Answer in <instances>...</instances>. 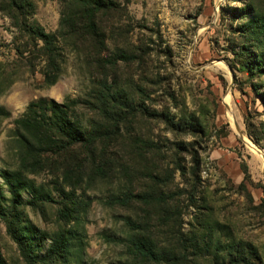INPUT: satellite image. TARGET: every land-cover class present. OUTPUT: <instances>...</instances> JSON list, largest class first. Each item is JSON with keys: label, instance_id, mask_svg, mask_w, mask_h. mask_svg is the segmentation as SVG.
Here are the masks:
<instances>
[{"label": "rangeland", "instance_id": "obj_1", "mask_svg": "<svg viewBox=\"0 0 264 264\" xmlns=\"http://www.w3.org/2000/svg\"><path fill=\"white\" fill-rule=\"evenodd\" d=\"M112 1L119 7L101 18L105 45L59 40L61 71L48 86L47 55L29 31L56 34L70 0H0V264H27L12 226L25 228L38 259L59 235L73 244L71 264H119L127 217L156 248H188V264H264V0ZM121 48L128 60L108 64ZM104 78L129 97L99 152L106 173L87 165L79 187L62 189L52 152L24 162L15 119L41 98L96 104ZM76 113L81 124L100 120L89 108ZM75 151L90 161L87 149ZM3 171H18L26 186L15 197ZM119 194L129 202L109 204Z\"/></svg>", "mask_w": 264, "mask_h": 264}, {"label": "trees", "instance_id": "obj_2", "mask_svg": "<svg viewBox=\"0 0 264 264\" xmlns=\"http://www.w3.org/2000/svg\"><path fill=\"white\" fill-rule=\"evenodd\" d=\"M71 11L63 12L59 28L55 33H47L41 27L31 28L30 35L42 42V49L47 55L46 68L44 71V82L46 85H53L61 71L62 54L59 49V40L66 42L67 38L73 37L81 41L94 40V44L105 45V35L101 26V18L104 11L113 10L119 5L112 0H70ZM112 37V36H111ZM110 37V38H111ZM73 45V44H71ZM92 45V44H91ZM125 47V46H124ZM119 53H112L107 60L108 64H116L119 59L128 60V50L119 49ZM100 87L94 98L96 104H82L75 98H66L63 103L51 102L46 98L34 100L29 103L24 113L15 119L16 131L21 133L22 142L25 146L24 162H29L31 154L39 157L44 151L52 152V157L61 159L57 165L52 160V176L54 183L64 189L66 186L79 187L84 180L83 170L91 165L93 172L97 175L106 173L103 156L111 140L116 136L117 117L120 109L128 96L122 97L115 86L110 85L107 79L99 80ZM92 109L100 120L93 119L87 124H81L77 113L78 107ZM87 149L90 161L74 155L75 149ZM36 159V158H33ZM55 164V165H54ZM70 168L77 170L73 173ZM247 175V167L243 168ZM62 176V180H60ZM4 182L13 197L20 189L26 187L21 181L18 171L2 172ZM243 184V183H241ZM30 193L37 194L36 188H31ZM146 194V195H145ZM140 194L146 201L152 198V194ZM139 195V194H138ZM15 199V198H13ZM109 204L126 205L129 194L113 195L108 198ZM126 223L130 229V235L125 240L118 238V241L125 243V254L127 260L119 264H188V248L184 247L180 252H170L164 248H156L155 240L149 235L146 226H140L130 217ZM12 226L11 235L18 245L22 256L27 264H71L74 256L73 244L64 243L59 235L52 238V243L46 250L43 258L38 259L33 249V243L27 238L25 228ZM70 238L76 236V229L69 230ZM108 239L110 236H106ZM35 245V244H34Z\"/></svg>", "mask_w": 264, "mask_h": 264}, {"label": "bare ground", "instance_id": "obj_3", "mask_svg": "<svg viewBox=\"0 0 264 264\" xmlns=\"http://www.w3.org/2000/svg\"><path fill=\"white\" fill-rule=\"evenodd\" d=\"M227 96H228V95H227ZM226 100H227V102H228L229 97H227ZM233 121H234V120H233ZM248 143H249V146H250L252 149H256V146H254V144H252V143H250V142H248ZM261 156H262V153H261Z\"/></svg>", "mask_w": 264, "mask_h": 264}]
</instances>
